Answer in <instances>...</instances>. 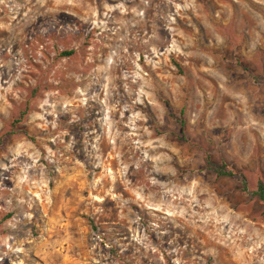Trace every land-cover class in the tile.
<instances>
[{
	"label": "rangeland",
	"instance_id": "374dc122",
	"mask_svg": "<svg viewBox=\"0 0 264 264\" xmlns=\"http://www.w3.org/2000/svg\"><path fill=\"white\" fill-rule=\"evenodd\" d=\"M207 156L264 186V0H0V264H264Z\"/></svg>",
	"mask_w": 264,
	"mask_h": 264
},
{
	"label": "trees",
	"instance_id": "16d2710c",
	"mask_svg": "<svg viewBox=\"0 0 264 264\" xmlns=\"http://www.w3.org/2000/svg\"><path fill=\"white\" fill-rule=\"evenodd\" d=\"M72 52L69 51V52H66V54H71ZM24 113H22L23 115ZM207 161L208 163L213 167L216 175L218 177H231V176H238L240 177V180H241V183L243 185V190L244 191H247V192H250V193H253V195H256L258 196L260 199L264 200V186L260 183L257 187L256 190L254 191H251L250 188H249V185H248V182L245 178V176H243L241 173H236L234 172L233 170H227V165L225 163H222V164H213L210 160V157L207 156Z\"/></svg>",
	"mask_w": 264,
	"mask_h": 264
}]
</instances>
